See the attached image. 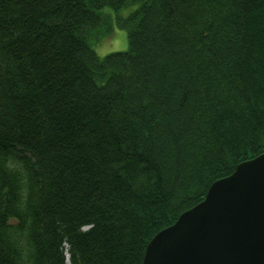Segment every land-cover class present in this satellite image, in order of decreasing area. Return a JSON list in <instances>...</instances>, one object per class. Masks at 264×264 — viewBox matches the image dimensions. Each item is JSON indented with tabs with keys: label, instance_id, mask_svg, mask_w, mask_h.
<instances>
[{
	"label": "trees",
	"instance_id": "1",
	"mask_svg": "<svg viewBox=\"0 0 264 264\" xmlns=\"http://www.w3.org/2000/svg\"><path fill=\"white\" fill-rule=\"evenodd\" d=\"M263 152L264 0H0V264H142Z\"/></svg>",
	"mask_w": 264,
	"mask_h": 264
},
{
	"label": "water",
	"instance_id": "2",
	"mask_svg": "<svg viewBox=\"0 0 264 264\" xmlns=\"http://www.w3.org/2000/svg\"><path fill=\"white\" fill-rule=\"evenodd\" d=\"M142 264H264V152L159 231Z\"/></svg>",
	"mask_w": 264,
	"mask_h": 264
},
{
	"label": "rangeland",
	"instance_id": "3",
	"mask_svg": "<svg viewBox=\"0 0 264 264\" xmlns=\"http://www.w3.org/2000/svg\"><path fill=\"white\" fill-rule=\"evenodd\" d=\"M135 9V6L123 9L118 15L122 18H126L130 12ZM106 12L111 13V18H116L115 13L111 9H107ZM105 37V36H103ZM100 40L95 44L97 53L104 57L112 52L125 51L128 49V32L125 29H121L115 24L112 27L111 34Z\"/></svg>",
	"mask_w": 264,
	"mask_h": 264
}]
</instances>
